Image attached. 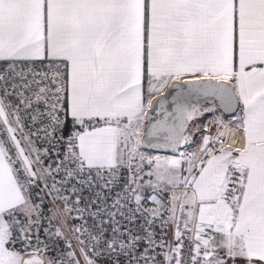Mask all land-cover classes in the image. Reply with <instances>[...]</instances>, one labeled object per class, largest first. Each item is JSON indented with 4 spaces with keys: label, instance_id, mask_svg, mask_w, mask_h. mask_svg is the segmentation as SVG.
Wrapping results in <instances>:
<instances>
[{
    "label": "snow or ice",
    "instance_id": "obj_1",
    "mask_svg": "<svg viewBox=\"0 0 264 264\" xmlns=\"http://www.w3.org/2000/svg\"><path fill=\"white\" fill-rule=\"evenodd\" d=\"M0 264H264V0H0Z\"/></svg>",
    "mask_w": 264,
    "mask_h": 264
}]
</instances>
